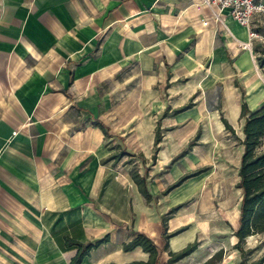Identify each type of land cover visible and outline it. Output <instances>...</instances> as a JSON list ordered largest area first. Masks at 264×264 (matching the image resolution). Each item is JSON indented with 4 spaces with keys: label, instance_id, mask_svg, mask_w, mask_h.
Here are the masks:
<instances>
[{
    "label": "crops",
    "instance_id": "obj_1",
    "mask_svg": "<svg viewBox=\"0 0 264 264\" xmlns=\"http://www.w3.org/2000/svg\"><path fill=\"white\" fill-rule=\"evenodd\" d=\"M215 12L201 0H0V264H70L77 248L64 245L65 237L86 243L105 235L81 264L145 262L141 248L123 251L134 231L154 242L160 264L194 241L196 249L174 264H204L214 252L212 210L229 233L217 243L218 264H240L232 233L242 151L232 188L223 164L215 174L192 173L204 160L200 145L189 146L187 112L198 95L207 109L208 90L225 79L239 98L219 89L212 103L219 126L229 132L222 115L242 139V98L249 112L264 102L239 76L264 68L250 52L231 56L227 44L248 41L247 30L227 12L216 21ZM251 25L264 28V17ZM122 152L129 155L106 161ZM126 156L138 158L150 200L139 193ZM244 249L263 256L264 233L246 238Z\"/></svg>",
    "mask_w": 264,
    "mask_h": 264
},
{
    "label": "trees",
    "instance_id": "obj_2",
    "mask_svg": "<svg viewBox=\"0 0 264 264\" xmlns=\"http://www.w3.org/2000/svg\"><path fill=\"white\" fill-rule=\"evenodd\" d=\"M254 52L256 64H258L260 68H264V48H255ZM191 105L192 104L190 102L187 104V106L180 110L188 109L191 107ZM240 112V117L244 118V122L241 127L243 138H238V142L243 148L240 155V164L237 172L239 181L235 187L237 189L240 188L242 197L238 207V228L233 231L232 235L237 240L233 248L239 252L241 257L240 264H247L246 257L251 252H253V249H244L246 238L248 239V237L255 234L264 233V104L249 112L246 102L242 98ZM220 119L224 128L231 132L233 136H235L234 130L228 124L227 120L222 115ZM91 125L99 128L104 136L108 137L107 128L102 124L101 121L94 119L91 122ZM155 131V148L152 160H154L155 154L158 150L157 144L161 140V133L158 130V127ZM195 137H199L198 134ZM191 145L192 143L190 142L189 146ZM185 153L186 152L183 151L177 157L183 156ZM126 154L128 153L122 152L117 155H112L106 161H110L111 159H119ZM174 159H176V157ZM130 175L132 180L135 182L139 193L144 196L146 200H150L151 195L148 193L145 176H140L137 171H131ZM181 180H179L177 183H179ZM176 184H174V186ZM176 208L177 207L172 210L175 211ZM166 217L167 216H164L161 220V224L163 226L162 239L165 242V249L166 239L170 237V235L166 234ZM107 240L108 235H105L96 241L86 243H78L68 237H65L64 245L77 248L76 254L70 259V264H81L82 259L87 256L92 249H96L99 245L105 243ZM197 245L198 243L194 241L192 244L187 245L176 254L170 253L166 264H174L178 260L190 255L196 249ZM136 247L141 248L144 253L146 252L148 254V260L145 262L131 261L127 264H160L158 251L154 242H152L145 234L134 231L132 232V237L123 245V251L128 252L129 250H132ZM221 255L222 252L219 250L218 252L212 254L208 261L204 264H218L222 259ZM263 260L264 256L256 260V262L250 264H261Z\"/></svg>",
    "mask_w": 264,
    "mask_h": 264
},
{
    "label": "rangeland",
    "instance_id": "obj_3",
    "mask_svg": "<svg viewBox=\"0 0 264 264\" xmlns=\"http://www.w3.org/2000/svg\"><path fill=\"white\" fill-rule=\"evenodd\" d=\"M254 29L259 32L264 31V28L262 27H256V28L254 27ZM247 42L248 41L241 42L237 39L236 40L233 39V44H231L230 46L227 44L226 47L227 49H229L228 51L233 57L234 55L239 54L242 51L250 52V55H252V58L255 62L254 50L255 48H264V43H260L258 39H252L250 42V48H251L250 50L248 48H243V43H247ZM202 71L204 72V75H205L206 73L205 66ZM127 79H128L127 76H125L124 80H127ZM224 81H225L224 82L225 84L219 83V86H215L213 89L208 90V93L206 94V96L208 97V102H209V104L207 105V109L205 105L202 104L203 98H201V95H198L195 97L194 101L192 102L193 105L191 109L188 110L187 113L190 116V120L188 122L189 129L192 130L191 131L192 135L190 139V142L192 143L191 146L193 145L201 146L200 148V150H202L201 155L204 160L202 161L201 166L197 170L193 171L192 173H196L197 171L199 172L203 171L198 175V177L206 176L207 174H215V171L213 170V168H215L216 165L223 164L225 167V170L228 171L229 173L227 174V176L230 177L229 182L231 183H229L228 186H231L232 188V184H234V180L236 179L235 169L238 163L237 159H238V155L242 151V146L238 143V139L235 136H233L230 132L227 133L225 130L221 128V126H219L218 115L221 113H220V110L218 111V105L216 103H212V101L216 100L217 91H219V89L220 91H222V93L226 94L227 96H234L236 97V99L239 98V96H238L237 88L235 89L234 87L229 88L227 84L228 82L225 79ZM238 81H242V83L245 85L246 89L248 90L249 95L253 93L256 96H258L261 102H264V71L263 70H260L259 68H257V66L256 67L253 66L250 68L247 74H245L244 76H239ZM203 82L206 83L205 80H203ZM111 84H113V82ZM110 86H113V85H110ZM109 96H115V94H109ZM126 96L127 94L125 90L124 92L125 99H126ZM164 97L167 98L168 94L165 93ZM125 111L132 112L133 110L127 109ZM171 113L172 112H169V113L167 112L166 114H171ZM161 114H162V110L160 112V115ZM172 122H174V119L164 120V122H162L161 124H170ZM238 124L239 123L236 122L235 124H233V126L234 128H236L235 131L239 134ZM197 132H199L200 134L199 137H195ZM200 140L202 142H199ZM137 159L136 157L130 158L129 156L122 158L123 161L129 160L128 164L132 166L131 171H137L136 164H134V162L137 163ZM233 191H234L233 189H230V193H232L231 197L234 199V194L238 195V193L237 192L234 193ZM230 193L227 195H230ZM212 206H214L213 203H212ZM211 208L213 209V207ZM209 217H210V223L212 224V228H213V233L211 235V238L214 243L213 244L214 245L213 254H214L219 251L217 250V247H218L217 243H221V241L224 242V240L227 241L226 235H228L229 233L225 232L224 234H222L223 233L222 228L223 226L224 228H226L227 224L224 221V216L220 212L212 210V214ZM229 220H230V217H229ZM226 230L228 229L226 228ZM248 243H250V245H253L254 242L253 240H249ZM262 253L263 251L259 254L257 250L254 252H251L246 257V262L248 264L256 262V259L258 260L259 258L262 257L261 255Z\"/></svg>",
    "mask_w": 264,
    "mask_h": 264
},
{
    "label": "built area",
    "instance_id": "obj_4",
    "mask_svg": "<svg viewBox=\"0 0 264 264\" xmlns=\"http://www.w3.org/2000/svg\"><path fill=\"white\" fill-rule=\"evenodd\" d=\"M203 4L209 9H215L214 19L221 22L220 15L227 14L240 27H245L248 35V42L243 43V48H250L252 39H258L264 43V37L257 34L253 26H251L252 19L256 15L264 16V0H201ZM204 25L207 22L203 23ZM230 33V32H229Z\"/></svg>",
    "mask_w": 264,
    "mask_h": 264
}]
</instances>
